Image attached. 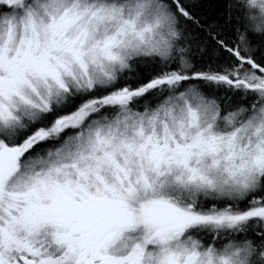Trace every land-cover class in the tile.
Returning <instances> with one entry per match:
<instances>
[{
    "label": "snow or ice",
    "instance_id": "1",
    "mask_svg": "<svg viewBox=\"0 0 264 264\" xmlns=\"http://www.w3.org/2000/svg\"><path fill=\"white\" fill-rule=\"evenodd\" d=\"M0 264H264V0H0Z\"/></svg>",
    "mask_w": 264,
    "mask_h": 264
}]
</instances>
